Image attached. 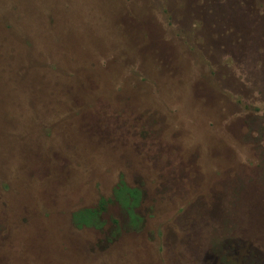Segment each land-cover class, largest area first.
I'll list each match as a JSON object with an SVG mask.
<instances>
[{"label": "rangeland", "instance_id": "obj_1", "mask_svg": "<svg viewBox=\"0 0 264 264\" xmlns=\"http://www.w3.org/2000/svg\"><path fill=\"white\" fill-rule=\"evenodd\" d=\"M0 264H264V0H0Z\"/></svg>", "mask_w": 264, "mask_h": 264}, {"label": "trees", "instance_id": "obj_2", "mask_svg": "<svg viewBox=\"0 0 264 264\" xmlns=\"http://www.w3.org/2000/svg\"><path fill=\"white\" fill-rule=\"evenodd\" d=\"M139 198V190L127 187L121 179L114 191V200L122 205V207L126 210V213L130 215L132 222L136 219L135 215L132 214V209L136 207ZM110 202L111 201L109 199L101 198L97 206L75 211L71 215L73 225L76 228L93 227L99 229L102 225H104L101 217L107 209V204Z\"/></svg>", "mask_w": 264, "mask_h": 264}]
</instances>
